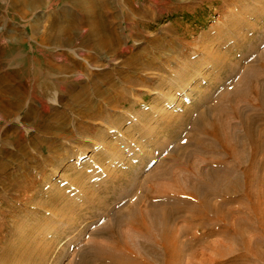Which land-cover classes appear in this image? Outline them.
I'll list each match as a JSON object with an SVG mask.
<instances>
[{
	"label": "rangeland",
	"instance_id": "rangeland-1",
	"mask_svg": "<svg viewBox=\"0 0 264 264\" xmlns=\"http://www.w3.org/2000/svg\"><path fill=\"white\" fill-rule=\"evenodd\" d=\"M11 1L0 0V30L5 23L1 17L2 7L6 2ZM101 1L113 8L112 18L120 21L123 20V15L128 13L127 7L133 8V13L129 14L134 20L141 17L138 13L140 8L145 10L146 15H142L143 22L132 30L134 37L125 44L127 39L123 25L116 21L115 27L118 31L115 33L120 32L121 44L115 45L116 49L111 46L105 48L104 53L98 57V68L92 69L95 74H92L87 82L78 79L71 84L67 83L68 85L62 84L61 87L56 85L59 92L58 102L54 105L49 104L48 111H39V101H32L31 103L34 104L31 107V115L22 119L20 114L21 123L11 118L0 120V170H3L0 177V203L2 200L9 202L13 193V191L6 193L4 182H15L19 187L26 186V194L18 197V200H10L9 207L8 204L3 206L4 211L9 210L10 207L14 209V216L4 223L0 215V228L3 227L0 232V249H6L8 256L7 261H3L4 257L0 250V264H74L80 255L78 252L87 248L94 239L92 233L97 227L88 226L82 231V227L86 224L82 223L69 237L68 233L65 235L62 231V223L74 221L79 213L90 212L88 206H80L77 210L73 204L81 205L83 203L81 199L105 194V187L110 184L111 178L115 182L116 177L121 173L119 168L117 171L112 169L125 160V148L127 145H132L133 139L144 147L150 143L148 136L152 134L153 144L162 145L161 148L157 147L154 150L159 160L165 152H171L168 153L169 160L163 166L158 164L156 171L167 170L169 174L172 169L173 173L181 174L184 178L188 177L190 184H193L196 182L195 176L199 173V169L210 161L207 155L210 149L214 147L213 149L219 152V147H215L206 133H203L209 128L205 127L208 126L206 121L202 123L201 111L212 109V118L217 116L222 125L226 123L233 129L231 125L234 126V123L238 122V118L234 117L233 109L236 103L240 106L254 103L257 109L253 92L257 82L254 79L246 81L247 71L250 68L258 69L255 61L250 64L241 63L238 75L222 84L220 83L223 76L219 77L218 71L224 68L230 70L238 65L233 55H238L240 51L246 52L247 47H244L246 34L248 38H253L254 42L263 38L261 33L264 30V18L256 21L254 15L244 12L249 7L264 9V1L251 0L240 4L233 2L231 4H237V7L230 4L224 10H220L219 0H127L128 4H124L122 0ZM37 8L32 11L31 16L40 15L41 20L49 23L58 20L65 9L75 14L74 5L69 0H59L53 9L45 6ZM223 11L228 14H223ZM153 14L156 19H151ZM14 27V25L9 26V28ZM26 37L30 38L27 32ZM198 40L204 45L191 44L193 49L185 54L184 45ZM30 42L34 44L36 40L26 41V48L23 49L26 59L33 56ZM125 47H128L127 52H123ZM261 52L264 53V42L255 52L263 59V55L259 54ZM4 53L6 51L0 49V61L4 58ZM110 55L114 57H108ZM74 58L79 60L75 56ZM206 59L215 67L216 72L202 73L193 78L194 82H190L188 86L190 92L187 96L184 90L175 91L179 89L175 87L176 76L178 75L179 78L188 66L196 67L200 61ZM44 64L41 62L38 67L40 69L46 67ZM103 73H109L110 79L105 78ZM59 77V74L54 76L52 74V78L56 80ZM124 77L128 81L123 79ZM1 80L12 86L20 85L21 93L25 91L29 93L33 84L32 81L31 84L25 83V79L23 80L22 76L16 73L6 74ZM47 84L35 85V87H54ZM168 88L170 92L166 90ZM84 90H86L85 94ZM208 90L211 93L205 94ZM162 92L167 95L161 102ZM199 94H205L203 96L205 98L199 97ZM167 97L172 100H166ZM122 99H127L128 103L120 104ZM79 101H87L89 108L85 109L86 104L80 105ZM84 110H88V113H82L85 112ZM244 110L248 115L253 113L246 108ZM134 115L142 119L143 125H137V121L133 119L136 118ZM158 119L170 121L171 124L158 123ZM193 121L200 122L201 125L194 124ZM192 123L193 127H191ZM21 124L25 128L27 126L29 130L28 133L23 131L26 135L25 139L13 132L15 125ZM255 127L258 134L264 131V124L260 126L255 124ZM144 128L146 129L143 130ZM239 133H243V128ZM192 136H195L193 139L195 141L188 146L193 151L192 157L183 161L179 159L180 147L190 142ZM181 137H184L182 141ZM21 146L26 147L25 157L18 152ZM262 157L263 155H259L257 158ZM155 164L157 163L154 161L148 162L142 170L136 169L139 180L144 174L148 175L153 171ZM131 172V169L124 170L123 175L130 179ZM189 173L194 175L190 176ZM165 178L153 179L148 186L153 187V191L156 189L157 192H163L165 187L171 184V177L167 180ZM176 181L177 179L172 183ZM115 185L114 183L113 186ZM260 185L261 183L258 182V186ZM172 187L175 192L180 190L173 184ZM151 188L146 190L151 191ZM130 190L133 192V197L143 195L139 187L124 191L129 193ZM34 191H36L35 195H33ZM259 193L264 197V189ZM60 196H64L65 199H59ZM51 198L58 199L57 203L47 201ZM234 198L239 200L238 196ZM69 199L73 201L67 202ZM43 200L49 202L51 207H40ZM31 201L35 203L29 204ZM233 207L236 205L228 206V209L232 210ZM110 209H113V204L108 205L107 212ZM231 214L235 216L234 218L238 216L245 218V215H236L233 211ZM205 232V229L200 230L202 234ZM246 232L253 241H258L261 235L257 226ZM127 233L132 240H135L128 242L129 247L141 251L140 245L136 242H146V234H138L131 230ZM216 239L221 240L212 237L207 242ZM181 240L184 241L183 237ZM207 242L187 249L183 248L178 264H204L201 258L204 254L212 261L218 259L225 261L232 257V254L213 256ZM229 244L234 247V243ZM76 254L78 256H75ZM254 264L263 263L255 261Z\"/></svg>",
	"mask_w": 264,
	"mask_h": 264
},
{
	"label": "bare ground",
	"instance_id": "bare-ground-1",
	"mask_svg": "<svg viewBox=\"0 0 264 264\" xmlns=\"http://www.w3.org/2000/svg\"><path fill=\"white\" fill-rule=\"evenodd\" d=\"M58 1L12 0L6 2L2 7L1 17L5 23L0 30V49L6 53L0 61V120L11 118L21 123L19 115L22 114V119L31 115V107L34 104L31 102L34 100L39 101V111H48L50 109L49 104L54 105L58 102L59 92H57L56 85L61 87L62 84H71L78 79L81 82H87L92 74H95L92 69L98 68V57L104 53L105 48L108 46L115 48V45L121 44L120 32L119 34L115 33L118 31V28L115 27L116 21L123 25V32L127 39L125 44H127L128 40L134 37L132 30L141 25L143 22L142 15H146L145 10L140 8L138 13L141 17L139 15L140 18L134 20L130 17L133 8L127 7L128 13L123 15V20L120 21V19L112 18L113 8L105 4L104 1L69 0L74 5L75 14L73 11L65 9L63 15L53 23L41 20L40 15L31 16L38 9L37 7L45 6L53 9ZM219 1L220 10H224L233 2L240 4L251 0ZM122 2L128 4L127 0H122ZM232 5L237 7V4ZM223 14L228 13L223 11ZM244 14L254 15L256 21H261L264 18V9L249 7ZM151 19H156L155 14L152 15ZM26 21L28 22L26 23ZM10 25L15 27L9 28ZM26 32L29 33L30 38L26 37ZM261 35L263 38L254 42L253 38H248L246 34L244 38V47H247L246 52L241 53L240 51L238 55H233V59L238 65L230 70L224 68L218 71L219 77L223 76L220 83L222 84L238 75L241 63L250 64L255 61L258 69L250 68L246 73L247 80H245L254 79L257 82L256 86L253 87L257 109L254 103L246 106L241 105L242 107L236 103L233 109L234 117L238 118V122L234 123V126L231 125L233 129L226 123L222 125L217 116L212 118V109L201 111L202 123L206 121L208 126L205 127L209 128L203 127L208 130L203 133H206L215 147H219V152L213 149L214 147L210 149L211 154H207L210 161L206 162L204 166L201 165L202 168L199 169V173L196 172V182L193 184H190L188 177L184 178L181 174L173 173L172 169L169 174L167 170L156 171L158 164L163 166L169 160L168 153L171 152H165L159 160L154 150L157 147L161 148L162 145L153 144L152 134L148 136L150 143L144 147L140 142L133 139L132 145H127L125 148V160L112 169L117 171L119 168L121 173L116 177L115 182L111 178L110 184L105 187V194L100 197L92 196L90 199H81L80 201L83 202L81 205L73 204L77 210L80 206H88L91 209L90 212L79 213L76 221L62 223V231L65 235L68 233L69 237L82 223H86L85 227H82V231L86 230L88 226L89 228L91 226L97 227L96 231L92 233L94 239L91 240L89 246L79 251V256L78 254L75 255L78 256V259L75 260L74 264H178L177 261L183 248L187 249V247L204 244L212 237L221 239L207 242L212 255L221 257L225 254H232V257L225 261H221L222 259L212 261L210 257H206L204 254L201 257L204 264H254L255 261L258 263L261 261L264 264V197L259 193L260 190L264 189V131L259 134L255 131V124L257 126L264 124V53H259L263 55V59L255 54L264 42V30ZM32 39L36 40L34 44L29 43L33 56L26 59L23 49L26 48V41ZM75 40H77L76 43ZM191 44L194 46L204 45L201 40L188 42L184 45L185 54L193 49ZM127 51L128 47H125L123 52ZM74 56L79 60L75 59ZM108 57L111 58L112 56ZM105 58L107 62V57ZM110 58L108 59L110 60ZM212 59L215 60L213 57ZM207 61L209 60L200 61L196 67L188 66L179 78L177 75L174 82L176 83L175 87H179V89L175 91L184 90L187 96L190 92L188 86L190 82H194L193 78L202 73L213 74L216 72L215 67ZM41 62L45 63L46 67L40 69L38 66ZM26 64L29 65H27V69ZM9 73L21 75L22 79H25V83L31 84L32 81L33 84L29 93L26 91L21 93L20 85L12 86L1 80ZM52 74L53 76L59 74V79L52 78ZM103 76L108 78L109 73H103ZM73 78L74 80H72ZM123 79L127 80L125 77ZM46 83L54 87H35V85L41 86V84ZM24 86L26 87V84ZM166 90L170 92V88ZM191 91L194 92L193 89ZM83 93L85 94L86 90ZM210 93L211 91L208 90L205 94ZM205 94H199V97L204 99ZM165 95H167L165 92L160 94L161 102L164 101ZM124 98L127 97L124 96ZM166 100H172V98L167 97ZM84 103L86 104L85 109H88L87 101H79L80 105ZM127 103V99L120 101V104L123 105ZM204 105L206 106L205 103ZM245 108L250 112L253 111V113L248 115L247 111L244 110ZM84 111L82 113H88V110ZM134 116L136 117V115ZM209 118L210 120H208ZM133 119L137 121V125H143L141 118ZM158 120V123L171 124L170 121L164 119ZM193 123L201 125L200 122L193 121ZM186 125L187 121L185 127ZM242 128L243 133L240 134ZM23 131L28 133L29 130L27 126L25 128L22 124L20 126L15 125L13 129L15 134L25 139L26 135ZM194 137L190 138V142L186 143L187 145L184 144L180 147L179 155L182 158L179 156V159L184 161L192 157L193 151L188 146L193 144ZM182 139L184 137L180 138L181 141ZM18 152L25 157L26 147L21 146ZM259 155H263V159L257 158ZM153 161L157 163L154 170L148 175L144 174L139 180V173L135 170H142L146 163ZM128 169L132 170L131 180L123 175L124 170ZM190 169L193 170L191 167ZM2 172L1 169L0 177ZM183 174L188 176V174ZM189 174L190 176L194 175ZM159 177H166L165 180L171 177V184L166 186L163 192H157L155 189L154 193L153 187L151 188L148 184L151 180ZM176 179L177 181L172 183ZM258 182L261 183L262 187L261 185L258 186ZM114 183L115 186H113ZM3 184L6 186V193L13 191L11 201L18 200V197L26 194V186L19 187L15 182H4ZM172 184L181 191L175 192L173 187L171 188ZM34 187L36 186L34 185ZM138 187L143 195L133 197L132 190L129 193L126 192ZM147 188H151V191H147ZM35 194L36 191L33 192V195ZM234 196H238L239 200H235ZM59 199L63 200L65 197L60 196ZM47 201L57 203L58 199L51 198ZM71 201L73 199H69L67 202L71 203ZM9 202L2 200L0 203V215H2L4 223L14 216V209L11 207L7 211L3 209L4 204L10 206ZM49 202L43 200L40 207H51ZM34 203V201L29 202V204ZM111 204H113V209L107 212L108 205ZM233 205L236 207H233L232 210L228 209V206L232 207ZM232 211L236 215H245V218L239 216L234 218L235 216L233 217L231 214ZM253 226H257L261 233L258 241H253L247 235L246 231L253 229ZM124 229L126 230L124 231ZM201 229H205L206 232L200 233ZM2 230L3 227L1 226L0 232ZM129 230L138 234H146V242H139L138 240L136 242L140 245L141 251L129 247L128 242H135L127 233ZM181 237L184 241H180ZM230 242L234 243V247L230 246ZM1 252L2 257H4L3 261H7L6 249L1 250Z\"/></svg>",
	"mask_w": 264,
	"mask_h": 264
}]
</instances>
